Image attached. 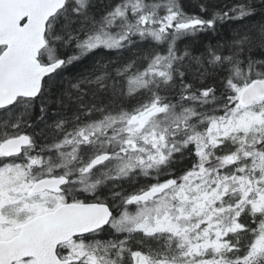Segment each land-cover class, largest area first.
I'll return each instance as SVG.
<instances>
[{
  "label": "snow or ice",
  "instance_id": "1",
  "mask_svg": "<svg viewBox=\"0 0 264 264\" xmlns=\"http://www.w3.org/2000/svg\"><path fill=\"white\" fill-rule=\"evenodd\" d=\"M0 264H264V0H0Z\"/></svg>",
  "mask_w": 264,
  "mask_h": 264
}]
</instances>
